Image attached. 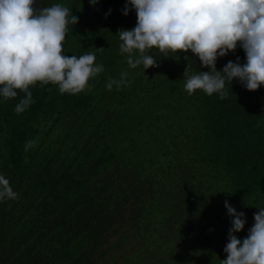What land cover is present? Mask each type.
<instances>
[{
    "label": "trees",
    "instance_id": "trees-1",
    "mask_svg": "<svg viewBox=\"0 0 264 264\" xmlns=\"http://www.w3.org/2000/svg\"><path fill=\"white\" fill-rule=\"evenodd\" d=\"M126 3L42 2L78 17L64 54L95 53L104 70L78 94L37 82L22 113L25 93L0 96V175L18 194L0 200V264H221L225 201L245 214L241 241L264 208V85L234 78L224 99L189 95L187 78L208 71L191 51L153 48L157 67L130 68L117 34L136 25ZM237 58L239 45L216 69ZM122 72L128 83L109 90Z\"/></svg>",
    "mask_w": 264,
    "mask_h": 264
},
{
    "label": "clouds",
    "instance_id": "clouds-1",
    "mask_svg": "<svg viewBox=\"0 0 264 264\" xmlns=\"http://www.w3.org/2000/svg\"><path fill=\"white\" fill-rule=\"evenodd\" d=\"M97 2L90 0L92 5ZM33 4L34 0H0V96L7 100L17 97V90L25 93L15 106L17 113L33 103L29 89L37 82L55 84L62 94H78L91 90L89 80L104 70L95 63V53L64 54L68 26L78 23L68 7L55 4L36 10ZM128 4L135 10L136 25L117 34L120 52L127 54L130 68L157 67L148 52L153 48L191 51L208 71L187 78L184 87L189 95L202 90L209 96L219 93L224 99L225 82L231 84L234 78L249 91L264 85V0H127L124 15ZM238 45L245 52L246 63L241 65L237 58L218 71L217 58ZM127 75L122 72L119 80L110 79L106 87L125 85ZM187 75L185 69L183 76ZM5 198L17 199L18 194L0 175V200ZM224 206L232 220L223 249L227 258L221 264H264V208L254 214V224L241 241L234 233L244 228L245 214L227 201Z\"/></svg>",
    "mask_w": 264,
    "mask_h": 264
},
{
    "label": "water",
    "instance_id": "water-1",
    "mask_svg": "<svg viewBox=\"0 0 264 264\" xmlns=\"http://www.w3.org/2000/svg\"><path fill=\"white\" fill-rule=\"evenodd\" d=\"M44 0H34V4H33V7L36 9V10H39L41 8V5H42V2Z\"/></svg>",
    "mask_w": 264,
    "mask_h": 264
},
{
    "label": "rangeland",
    "instance_id": "rangeland-1",
    "mask_svg": "<svg viewBox=\"0 0 264 264\" xmlns=\"http://www.w3.org/2000/svg\"><path fill=\"white\" fill-rule=\"evenodd\" d=\"M113 251V250H112ZM110 252V251H109ZM109 252H107V253H109ZM115 252V251H114ZM116 253V252H115ZM116 255H117V257H118V254L116 253ZM115 261V260H114ZM114 261H112V263H114Z\"/></svg>",
    "mask_w": 264,
    "mask_h": 264
}]
</instances>
